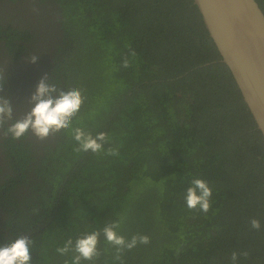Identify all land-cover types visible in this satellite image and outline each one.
I'll use <instances>...</instances> for the list:
<instances>
[{"label":"trees","instance_id":"trees-1","mask_svg":"<svg viewBox=\"0 0 264 264\" xmlns=\"http://www.w3.org/2000/svg\"><path fill=\"white\" fill-rule=\"evenodd\" d=\"M8 1L34 16L0 24L4 96L19 105L16 62L45 37L55 50L47 82L84 102L69 129L43 140L2 128L0 247L27 236L31 264H72L74 252L56 249L100 231L99 256L81 264H233V252L236 264H264V140L193 0ZM33 75L30 93L44 76ZM14 108L9 124L22 118ZM75 128L108 142L77 152ZM194 179L211 189L207 213L186 205ZM113 222L126 241L150 242L114 259L102 233Z\"/></svg>","mask_w":264,"mask_h":264},{"label":"clouds","instance_id":"clouds-1","mask_svg":"<svg viewBox=\"0 0 264 264\" xmlns=\"http://www.w3.org/2000/svg\"><path fill=\"white\" fill-rule=\"evenodd\" d=\"M134 55V53H133ZM38 55H32L28 58L29 62L35 63ZM128 61L123 62V67H128ZM48 76H42L35 86V90L30 94L27 101L31 105L30 109L22 118L10 123L5 134L11 135L13 139H20L28 132H31L37 139L43 140L60 132L62 129H69L72 118L79 112L84 102V97L79 89H70L64 91L57 89L55 84L47 82ZM5 78L0 81V92L4 89ZM13 120V104L4 95H0V129L8 121ZM73 139L79 145L75 151H91L97 153L102 150L104 143L108 142L109 137L106 133L100 132L95 137L90 133L86 134L81 128H75ZM114 154L113 150H109ZM211 189L207 183L201 179H194L191 186L187 188L185 194L186 205L189 209H197L207 213L210 208ZM253 229L259 230L260 221L253 218L250 220ZM119 224L116 222L107 224L102 229L106 241L116 248L114 259L120 260L124 249L131 250L137 243L148 244V236H133L130 240H125L118 235L116 230ZM100 231L86 233L77 238L75 242L69 238L62 247L56 249L60 255L68 252H74L72 264H81L82 260L92 261L99 256L97 245L99 242ZM31 240L27 236H20L11 243L0 247V264H31V255L29 245ZM244 257L247 252L241 253ZM233 264H236L237 253L231 254Z\"/></svg>","mask_w":264,"mask_h":264},{"label":"water","instance_id":"water-1","mask_svg":"<svg viewBox=\"0 0 264 264\" xmlns=\"http://www.w3.org/2000/svg\"><path fill=\"white\" fill-rule=\"evenodd\" d=\"M264 140V13L256 0H193Z\"/></svg>","mask_w":264,"mask_h":264},{"label":"flooded vegetation","instance_id":"flooded-vegetation-1","mask_svg":"<svg viewBox=\"0 0 264 264\" xmlns=\"http://www.w3.org/2000/svg\"><path fill=\"white\" fill-rule=\"evenodd\" d=\"M41 7L45 9L46 7L41 4ZM28 5L23 7L22 4H18V1L10 2L8 0H0V24L5 26V24H11L12 26H20L24 27V22L28 19L32 18L34 16V12H30L31 10H28ZM45 15L47 16L48 22L50 24V29L53 30V27L55 25V16L51 8L45 10ZM43 13V12H42ZM41 13V14H42ZM50 30V31H51ZM41 47L34 52L33 45H28V50L30 54L38 55V59L35 63L29 62L28 58L30 56H26L24 53H21L20 56L23 59L22 62H26V64L22 66H17L18 63L16 62V68L15 71L17 74L13 76L14 83H15V89H18V95H16L17 102L19 105H16V102L8 98L13 103V108L18 106L17 114L19 116L26 113L27 110H29L28 106V97L30 96L31 88L34 84V71L37 70L38 76L43 73L48 74V71L53 64V56L55 54V50L53 48V41L46 40L44 37L40 41ZM5 47L3 42L0 41V64L4 65L6 63V60L8 61V56L5 54ZM6 57V58H5ZM12 62H15L14 60H10ZM0 65V68H1ZM30 66V69H28ZM4 68V66H2ZM26 73L27 75L23 76V74ZM7 88V87H6ZM9 88H7L8 90ZM0 95L4 94V89L2 92H0ZM15 109V108H14ZM14 113V111H13ZM5 125H9V121L5 123ZM2 132V129H0V133ZM2 209L0 208V211ZM2 219L3 215L0 212V226L2 225Z\"/></svg>","mask_w":264,"mask_h":264}]
</instances>
